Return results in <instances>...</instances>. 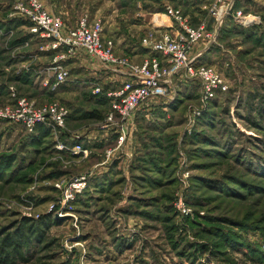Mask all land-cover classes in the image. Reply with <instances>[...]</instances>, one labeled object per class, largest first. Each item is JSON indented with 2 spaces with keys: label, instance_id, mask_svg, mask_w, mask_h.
<instances>
[{
  "label": "rangeland",
  "instance_id": "obj_1",
  "mask_svg": "<svg viewBox=\"0 0 264 264\" xmlns=\"http://www.w3.org/2000/svg\"><path fill=\"white\" fill-rule=\"evenodd\" d=\"M42 1L68 29L85 16L101 22L104 39L138 64L157 56L146 50L143 40L167 32L155 34L148 19L163 20L165 10L156 12L175 5L170 0ZM236 1L234 12L251 17L253 24L244 28L228 18L212 45L201 43L192 51L203 52L200 64L221 73L228 91L206 102L200 81L179 73L163 97L149 101L131 118L120 145L116 128L99 131L111 108L96 105L92 96L98 97L93 95L96 85L109 91L123 80L102 68L94 75L86 56L80 55L61 61L69 77L55 90V77L48 83L53 98L20 90L13 79L25 73L33 75V90L44 89L51 76L46 69L62 51L47 48L50 40L31 32L29 22L15 11L16 0H0V110L22 98L37 107L58 104L68 110L64 131L55 135L49 129L51 150L40 146L37 153L32 147L30 153L21 149L35 133L0 121V153L20 152L36 165L22 181L14 172L0 177V234L16 233L24 218L60 220L43 243L31 239L23 244L21 252L29 262L17 264H264V0ZM202 3L209 6L212 0ZM191 16L198 23L206 14ZM208 27L215 30L213 18ZM93 108L102 118H69L74 109L88 113ZM104 132L114 137L113 147L89 145L91 151L84 144L90 133ZM64 135L75 144L58 150L54 142ZM77 144L88 156H73L70 150ZM154 160L164 163L162 175ZM54 164L67 174L49 179ZM115 164L118 168L110 172L113 188L94 190L92 172ZM81 177L86 178L85 189L66 205L67 216H59L61 188ZM81 197L86 205L78 202Z\"/></svg>",
  "mask_w": 264,
  "mask_h": 264
},
{
  "label": "built area",
  "instance_id": "obj_2",
  "mask_svg": "<svg viewBox=\"0 0 264 264\" xmlns=\"http://www.w3.org/2000/svg\"><path fill=\"white\" fill-rule=\"evenodd\" d=\"M234 7L235 0H212L205 8V19L193 26L180 10L171 5L166 6L163 17L171 19L175 26L168 29L172 30L171 32L165 33L161 32L165 29L163 25L153 27L155 34L162 33L161 37L150 35L143 40V45L149 53H155L157 56L150 57L141 64L116 55L114 41L105 40L103 37L101 22H91L85 16L77 26L68 29L62 18L49 12L42 0H16L14 8L17 14L29 22L33 34L50 40L51 44L47 48L62 51L60 56L55 57L54 65L50 68L56 79L53 90L69 77V71L61 61L76 56L81 51L95 59L102 69L123 80L118 89L105 93L99 85L93 88V95L106 96L111 108L108 119L99 126V131L116 128L120 134L121 145L125 141L131 118L149 101L163 97L179 73L188 79L200 81L206 102L228 91V85L221 73L211 66L200 64L203 52L199 51L193 55L192 51L201 43L212 45L216 41L217 32L228 18L238 20L244 28L253 24L251 17H244L242 12H234ZM154 17L157 19V16ZM210 18L215 21L214 31L208 27ZM67 115L68 110L58 104L37 107L34 102L22 98L14 107L0 110V121L18 124L29 134H34L39 125L45 126L57 135L66 128ZM57 149L64 150L67 147L59 144ZM70 151L73 156H88V151L80 144ZM112 154L110 150L108 155ZM85 187L86 178L81 177L61 188L64 198L59 216H67V211H64L66 205L74 201L76 195Z\"/></svg>",
  "mask_w": 264,
  "mask_h": 264
},
{
  "label": "trees",
  "instance_id": "obj_3",
  "mask_svg": "<svg viewBox=\"0 0 264 264\" xmlns=\"http://www.w3.org/2000/svg\"><path fill=\"white\" fill-rule=\"evenodd\" d=\"M237 1H236V5H237ZM164 10L165 7L163 8L160 7L159 11L156 13H163ZM30 76L33 75L25 73L20 78L14 77L15 78L13 79L15 81L14 84H17L18 88L20 90L22 89V91L25 90V88L27 89L29 88L28 90H31L33 93L32 96L38 95L37 92H39L40 95H46L49 98H53L52 96H54L55 93L50 92L45 88L39 90L38 87H35V89L33 90V87H31V85H34L33 84L34 78ZM21 95L24 96V94ZM92 97L95 98L94 96ZM95 99H97L96 102L97 105H101L104 108L106 107L108 108L110 106L109 99L106 96H98ZM101 115L103 116L101 111L94 108L88 113H84V111L80 112L78 111V109H74L69 118L74 122L75 120L77 121V120H86L93 118L98 119L101 117ZM36 131L37 133L35 134V136L29 137L28 143L21 148L25 153H30L28 149H30L31 147L34 148L33 150L35 153L39 152V150H37L36 148H39L40 146L41 147L45 146L47 149L50 148L51 150L53 144L50 141V130L46 127L39 125ZM63 138L65 139L67 138V136L64 135ZM68 144L73 145L75 144V142L74 141H72L71 143L68 142ZM159 147H161V145H159ZM162 157L163 154L160 152L159 158L161 159ZM152 164L153 165L155 164L157 172H159L160 175H162L164 170L163 169L164 163L161 162L159 165V163L156 160H154ZM35 168L36 165L33 163V157H30L29 159H27L26 157L23 158L21 157L20 152H16L14 150L10 152L0 153V177H7L8 175H11L12 172H14L15 175H17L16 176L17 179L22 181V178H24V176H28V174ZM66 174L67 172L61 170L58 164H54L48 176L49 179L56 180L62 176H65ZM2 180L0 179V181ZM84 198L85 197H81L78 200V202L86 205L87 199ZM59 221H60L59 219H56L54 217L51 218L49 216L43 217L38 221H33L24 218L22 222L19 223V227L15 231L16 233L14 234L9 233L6 235L5 231H3V233L0 234V254L2 253L0 255V262L2 264H17L18 261L22 263H28L29 259L25 256L26 253L21 252V249L23 250V244L26 243L27 241H30L31 239H35L36 241L43 243L46 238V234L50 230L52 225L58 223Z\"/></svg>",
  "mask_w": 264,
  "mask_h": 264
},
{
  "label": "crops",
  "instance_id": "obj_4",
  "mask_svg": "<svg viewBox=\"0 0 264 264\" xmlns=\"http://www.w3.org/2000/svg\"><path fill=\"white\" fill-rule=\"evenodd\" d=\"M204 0H170V2L171 3H173L174 4V2H175V5L173 6L172 5V7H174L175 9H177V10H180L182 13H183V15H186L187 16V18L190 20V18H192V13L194 14V15H196V16H198L199 18H200V16L201 17H203V16H205V14H206V11H202V10H206L205 8H206V6L204 5L203 7H202V2H203ZM46 4V3H45ZM195 4H197L196 6H195ZM169 4H167V5H165L164 7L166 8V6H168ZM190 5H192V6H190ZM51 8L53 9V7L51 6ZM48 9V8H47ZM192 9V11H190ZM143 11H145L144 9H142ZM54 13V12H53ZM149 13H152V12H150L149 11ZM140 15H144L142 12H141V14ZM153 15H155V14H149V17L150 16H153ZM198 18V20H200ZM202 19V18H201ZM157 20H159L158 22H157ZM162 22V21H164V23L165 24H163V27L165 28L164 30H167L168 31V29H170V28H172L173 26H175L174 25V22L171 20V19H169V18H163V20L161 19H155V18H152L151 19V21L149 22V19H148V24L149 25H151L152 27H154V26H159V22ZM191 21V23L192 24H194V23H197V22H195V20H190ZM201 21V20H200ZM200 21H198V23L200 22ZM157 22V23H156ZM198 23H197V25H198ZM196 25V24H195ZM147 33H150V31L149 32H147ZM148 35V34H147ZM117 45H115V53L118 55V56H120V57H125V56H122V55H124V54H121V51L118 49V46L116 47ZM145 49V48H144ZM147 50V49H146ZM80 55H85L86 56V60L87 61H85L86 63H87V65L88 64H90V66H88V70H91V72H93V74L94 75H96V76H98L97 74H98V72H101V66H100V64L95 60V59H93L92 57H90V56H88L85 52H83V51H81V52H79L78 54H76V56H80ZM75 57V56H74ZM87 65H85V67L87 66ZM51 66V65H50ZM50 68L51 67H48L46 70L48 71V74H50L51 73V76H49V78L47 79V81L45 82V85H43L45 88H47L48 89V91H50V88L48 87V83L49 82H53V80H54V75H53V73H52V71L50 70ZM42 74H44V73H42ZM114 77V76H113ZM121 85H119V86H113V88L114 89H118L119 87H120ZM86 93H84V95H85ZM88 94V93H87ZM95 99V98H94ZM97 105V104H96ZM43 127H45V126H43ZM47 128V127H46ZM62 131H64V130H62ZM62 131H60L59 133H61ZM37 132V131H36ZM36 132H35V134H36ZM104 133H106L105 135H99V134H94V133H90L89 135H88V137L87 138H85V140L87 139V141L88 142H86L85 143V141H84V144L88 147L89 145H91V146H97V147H99V149H105V150H107V149H109V148H111V147H113L114 146V142H115V139H114V137L113 136H111V134H107L108 132H104ZM83 135H85V133L84 134H82V136ZM71 137H72V135H71ZM139 140V139H138ZM68 142H70L69 141V139L68 138H63V136H61V138L58 140V141H55L54 142V144H61V145H64L65 147L66 146H68ZM91 151H93L90 147H88ZM54 153H56L57 151H53ZM58 154L60 155V156H62L63 157V155H65V153H64V151H58ZM114 164V163H113ZM119 164H120V162H119ZM118 164V165H119ZM112 166V168H110V167H106V166H104V167H101V168H99V169H96V170H94L92 173L94 174V180L95 181H93L92 182V184H94L93 185V189L94 190H98V191H101L102 189V187H106V190H107V187H112V185L111 184H113V181L114 180H112V178H113V173H110V172H115V170L118 168V166H116V164L115 165H111ZM139 167L140 166H137V168L136 169H139ZM110 170V171H109ZM104 172H106V173H108V174H105ZM110 173V174H109ZM99 176H103V177H101V178H96V177H99ZM109 176V177H108ZM106 177L108 178L107 180H106ZM112 177V178H111ZM96 178V179H95ZM92 179V180H93ZM91 180V181H92ZM91 181H90V184H91ZM95 182V183H94ZM89 184V185H90ZM89 188H91V186H89ZM113 188V187H112ZM110 190V189H109Z\"/></svg>",
  "mask_w": 264,
  "mask_h": 264
},
{
  "label": "bare ground",
  "instance_id": "obj_5",
  "mask_svg": "<svg viewBox=\"0 0 264 264\" xmlns=\"http://www.w3.org/2000/svg\"><path fill=\"white\" fill-rule=\"evenodd\" d=\"M163 24H165L164 21H162V22L160 21V22H159V26H161V25H163Z\"/></svg>",
  "mask_w": 264,
  "mask_h": 264
}]
</instances>
